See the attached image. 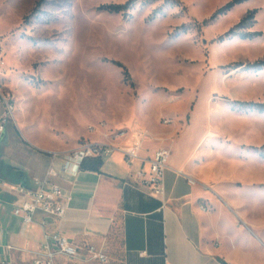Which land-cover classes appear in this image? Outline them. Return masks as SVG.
<instances>
[{
    "label": "rangeland",
    "instance_id": "374dc122",
    "mask_svg": "<svg viewBox=\"0 0 264 264\" xmlns=\"http://www.w3.org/2000/svg\"><path fill=\"white\" fill-rule=\"evenodd\" d=\"M128 1L0 0V100L11 96L23 133L55 151L143 133L151 148L192 155L194 174L228 190L263 238L264 110L237 103L264 104V68L252 66L264 61V0L217 17L233 0L101 8Z\"/></svg>",
    "mask_w": 264,
    "mask_h": 264
},
{
    "label": "crops",
    "instance_id": "0c3cea01",
    "mask_svg": "<svg viewBox=\"0 0 264 264\" xmlns=\"http://www.w3.org/2000/svg\"><path fill=\"white\" fill-rule=\"evenodd\" d=\"M5 112L0 100V118ZM157 148L144 141L141 154L152 156ZM62 153L32 140L17 121L0 131V264H32L46 230L108 256L106 262H83L60 255L55 264H264V237L245 226L241 204L228 190L213 189L194 174L192 155H171L166 194L159 198L133 184L140 161L130 166L121 152L104 158L99 170L77 173L63 170ZM52 168L58 175L49 179L71 195L66 216L44 225L39 213L24 223L14 215L15 205Z\"/></svg>",
    "mask_w": 264,
    "mask_h": 264
},
{
    "label": "built area",
    "instance_id": "2783aa9c",
    "mask_svg": "<svg viewBox=\"0 0 264 264\" xmlns=\"http://www.w3.org/2000/svg\"><path fill=\"white\" fill-rule=\"evenodd\" d=\"M1 101L6 111L0 118V131H3L6 124L15 119V102L8 95H1ZM120 138L119 136L109 138L112 142L88 140L70 151H65L62 153L63 170L68 173H77L82 169L85 160L104 159L118 151L123 154L125 162L130 166L140 161V165L133 172V184L138 188L148 189L153 195L163 198L166 194L165 176L170 165L171 150L167 146H161L152 156L144 157L141 154L145 141L143 133L138 134L132 141L130 140L129 144H123ZM56 175L58 171L52 168L48 172V178L37 180V189L27 191L26 197L15 205L14 215L24 223H32L35 216L42 213L46 217L43 220L44 225L50 218H64L71 195L61 185L49 179ZM60 255L83 262L108 261V256L97 246L88 245L84 250H80L61 232L46 230L41 250L32 264H55L56 258Z\"/></svg>",
    "mask_w": 264,
    "mask_h": 264
},
{
    "label": "trees",
    "instance_id": "16d2710c",
    "mask_svg": "<svg viewBox=\"0 0 264 264\" xmlns=\"http://www.w3.org/2000/svg\"><path fill=\"white\" fill-rule=\"evenodd\" d=\"M242 0H233L231 2H229L228 4H226L225 6L221 7L220 9H218V11L215 13V15L213 17H217L219 14L225 13L228 10H230L233 6H235L238 2H240ZM132 6V0L126 2L125 4H110V5H104L101 8L108 10L110 12H115V13H126L128 9H130ZM212 17V19H213ZM254 15L253 13L248 14L247 16H245L239 24H237L235 27L231 28L227 33L226 36H235L237 33L235 30L237 27L239 26H245V27H249L252 23L251 21L253 20ZM210 19L206 20L205 22H209ZM256 35H259V33H254V32H247V33H243L242 37L245 38H254ZM120 66H123L121 63H119ZM252 66L255 67H259V68H264V61H259L254 63ZM125 69V73L126 76L128 77V79L130 78L129 76V72L127 70L126 67H124ZM241 106H245V107H251V108H257L259 110H264V104L263 103H255V102H241V103H237ZM103 163V159L101 158H89L87 160L84 161L82 168L84 169H88V170H99L100 167L102 166Z\"/></svg>",
    "mask_w": 264,
    "mask_h": 264
}]
</instances>
